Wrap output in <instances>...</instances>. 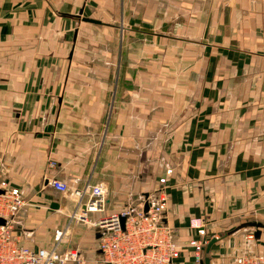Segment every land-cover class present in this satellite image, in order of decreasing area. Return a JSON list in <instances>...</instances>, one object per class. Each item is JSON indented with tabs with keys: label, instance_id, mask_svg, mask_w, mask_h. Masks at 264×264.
<instances>
[{
	"label": "crops",
	"instance_id": "obj_1",
	"mask_svg": "<svg viewBox=\"0 0 264 264\" xmlns=\"http://www.w3.org/2000/svg\"><path fill=\"white\" fill-rule=\"evenodd\" d=\"M96 53L99 68L80 67ZM168 168L176 264H200L193 217L216 239L210 264L262 253L264 0H0V178L25 200L14 232L49 248L66 230L59 250L102 264L97 229L50 180L103 184L95 221L154 194Z\"/></svg>",
	"mask_w": 264,
	"mask_h": 264
},
{
	"label": "built area",
	"instance_id": "obj_2",
	"mask_svg": "<svg viewBox=\"0 0 264 264\" xmlns=\"http://www.w3.org/2000/svg\"><path fill=\"white\" fill-rule=\"evenodd\" d=\"M50 165L54 163L50 162ZM171 173V168L166 169L165 176L158 179L159 186L154 194L143 195L137 204L125 205L119 211L95 221H90L89 214L106 210L107 188L103 184H86L77 188L55 178L49 184L73 200L71 219L97 229V248L102 264H176L179 250L171 228L163 219L166 198L162 185ZM24 205L20 190L0 178V217L5 220L0 224V264L84 263V258L77 250L58 249L66 230L55 231L54 244L49 248H33L29 245L28 234L15 233L12 218ZM189 227L198 235V238L190 240V245L194 249V260L199 263L208 243L204 220L201 217L190 218ZM234 264H264V249L259 254L242 252L235 258Z\"/></svg>",
	"mask_w": 264,
	"mask_h": 264
},
{
	"label": "rangeland",
	"instance_id": "obj_3",
	"mask_svg": "<svg viewBox=\"0 0 264 264\" xmlns=\"http://www.w3.org/2000/svg\"><path fill=\"white\" fill-rule=\"evenodd\" d=\"M99 32H100L99 30H96V31L92 32V35H93L94 38L92 39V43H90V45L88 46V48H87L88 50L86 51V53L90 52V53H92L91 55H93L95 52L99 51V47L100 46L97 45V44H93L94 41L96 42L98 40ZM113 40H114V37H113ZM111 43L112 44H110L109 41H106V47H107V49H111L109 51L111 52L110 53L111 57L114 58L115 45H114L113 42H111ZM84 57H88V56L85 55ZM81 62H83V63L81 64L80 67H84L83 64L85 63V68L86 67L99 68V64H100L99 61H98L97 53H96L95 57L91 59V61L83 60V61H80L79 63H81ZM118 62H119V60H118ZM110 64H111L112 68L110 69V74L108 76V83L112 84V83H114V80L116 79L112 75V73L115 71L113 68H116L115 67L116 64H114V61H112ZM120 64H121L120 65V69H122L123 72H124V69H130L129 68V65L131 64L130 60L124 59V61H122V63H120ZM74 67H79V66H77V65L75 66L74 65ZM117 83L130 84L131 82L129 80L126 81L121 75H119L118 78H117Z\"/></svg>",
	"mask_w": 264,
	"mask_h": 264
},
{
	"label": "water",
	"instance_id": "obj_4",
	"mask_svg": "<svg viewBox=\"0 0 264 264\" xmlns=\"http://www.w3.org/2000/svg\"><path fill=\"white\" fill-rule=\"evenodd\" d=\"M83 19H84L85 21L98 22V21H96V20H92V19H90V18H83ZM144 208H145V210L147 209L146 206H145ZM123 220H124V219L122 218V219H121L122 224H123ZM4 221H5V220H4L2 217H0V224H3ZM215 240H216V239L213 238V239H211V240L207 243V245L205 246V249H204V251H205L206 253L209 252L210 247H211L212 243L215 242ZM200 264H210V258H209L208 256L204 257V258L201 260Z\"/></svg>",
	"mask_w": 264,
	"mask_h": 264
}]
</instances>
